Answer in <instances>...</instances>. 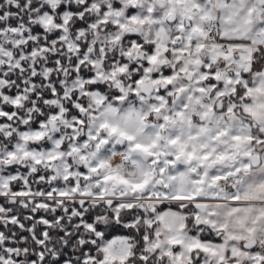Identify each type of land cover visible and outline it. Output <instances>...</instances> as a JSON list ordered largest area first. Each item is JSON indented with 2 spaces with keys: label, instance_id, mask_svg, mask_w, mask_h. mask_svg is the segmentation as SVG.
Segmentation results:
<instances>
[{
  "label": "snow or ice",
  "instance_id": "snow-or-ice-1",
  "mask_svg": "<svg viewBox=\"0 0 264 264\" xmlns=\"http://www.w3.org/2000/svg\"><path fill=\"white\" fill-rule=\"evenodd\" d=\"M0 264H264V0H0Z\"/></svg>",
  "mask_w": 264,
  "mask_h": 264
}]
</instances>
